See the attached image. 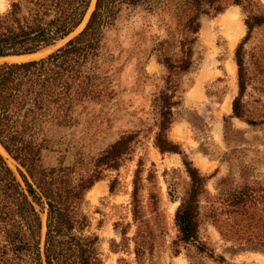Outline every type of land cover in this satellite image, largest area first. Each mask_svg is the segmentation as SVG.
I'll return each instance as SVG.
<instances>
[{
  "label": "trees",
  "instance_id": "1",
  "mask_svg": "<svg viewBox=\"0 0 264 264\" xmlns=\"http://www.w3.org/2000/svg\"><path fill=\"white\" fill-rule=\"evenodd\" d=\"M230 1L246 13V34L235 49L238 93L231 116L261 124L264 118H248L242 100L247 81L242 50L252 31L264 25V9L257 0ZM91 4L92 0H11L8 9L0 12V58L37 53L85 21L80 31L44 56L0 63V145L15 161L21 179L0 152V264H104L100 237L91 230L83 207L85 194L106 170L119 169L131 155L137 132L123 133L97 155L81 156L72 164L59 161L46 166L42 151L49 147L53 129L79 123L78 115L89 106L114 98L115 55L107 44V31L123 7L137 6L148 12H170L174 19V24H166V37L156 39L151 49L167 71L164 87L153 99V143L160 153H179L189 178L181 196L175 195L174 186L169 190L178 200L173 253L184 246L190 258L194 252L219 264H232L201 238L204 218L232 242V253H264V180L249 178L250 167L229 153L228 171L211 195L206 188L208 176L168 136L174 108L180 103L181 75L194 65L200 19L222 12L224 0H94L90 9ZM146 180L151 185L144 199L139 162L130 193L135 230L128 236L132 223L116 221L113 229L120 239L109 241L113 252L129 250L132 242L136 264H150L164 227L159 191L151 174ZM117 182L110 180L111 193ZM195 260L193 264L202 262L199 257Z\"/></svg>",
  "mask_w": 264,
  "mask_h": 264
},
{
  "label": "rangeland",
  "instance_id": "2",
  "mask_svg": "<svg viewBox=\"0 0 264 264\" xmlns=\"http://www.w3.org/2000/svg\"><path fill=\"white\" fill-rule=\"evenodd\" d=\"M93 1V0H92ZM264 9V0H257ZM11 0H0V12L8 9ZM222 12L202 16L201 26L194 46L193 68L181 75L180 103L174 108V121L168 136L178 143L188 158L208 176L206 188L216 193L215 183L226 175L229 153L250 167L249 178L264 180V123L251 125L232 115V100L238 93L235 49L246 34V13L241 6L224 0ZM85 23V21H84ZM174 24L170 12H148L137 7H123L120 15L107 31V44L115 55L113 86L115 96L107 102L93 104L78 115L79 123L70 127H57L50 132L49 147L42 151L44 165L63 161L72 164L79 157L97 155L103 148L127 132H137L134 151L117 170H106L102 179L85 194L84 210L91 219V230L100 237V251L104 264H136L129 250L113 252L109 241L120 239L113 229L116 221L132 223L130 193L134 172L139 162L145 184V199L151 183V174L161 197L164 213L163 233L158 235L150 264H219L204 255L180 246L174 254L171 247L177 229L173 216L178 200L169 190L174 186L175 195L181 196L188 183V176L179 153H160L153 143L156 119L153 99L164 87L165 67L151 52L156 39L166 37V24ZM83 25L70 37L74 36ZM60 40L31 57L0 59L11 61L39 58L63 45ZM243 58L247 81L242 100L246 114L252 120L264 118V25L255 28L243 45ZM6 162L21 181L16 163L6 152L0 151ZM231 156V154H230ZM116 178L114 193L109 191L110 180ZM97 189V190H96ZM96 191V192H95ZM202 204L206 201L202 199ZM44 217V215H43ZM135 230L132 223L128 231ZM201 238L216 254H221L232 264H264V253L245 251L232 253V242L225 240L211 221L204 218L200 226ZM200 260V259H199Z\"/></svg>",
  "mask_w": 264,
  "mask_h": 264
},
{
  "label": "bare ground",
  "instance_id": "3",
  "mask_svg": "<svg viewBox=\"0 0 264 264\" xmlns=\"http://www.w3.org/2000/svg\"><path fill=\"white\" fill-rule=\"evenodd\" d=\"M94 1V0H93ZM93 1H92V4H93ZM92 4H91V7H90V9L92 8ZM84 24V21H83V23L81 24V25H83ZM81 25L79 26V27H81ZM79 27L76 29V31L79 29ZM75 31V32H76ZM73 33H71L69 36H71ZM69 36H67L66 38H64V39H67V38H69ZM63 39V40H64ZM43 50H47V49H43ZM43 50H41V51H43ZM41 51H39V52H41ZM39 52H37V53H39ZM37 53H33V54H27V55H24V56H21V55H19V56H13V57H10V56H8V57H3V58H0V59H5V58H20V57H31V56H34V55H36ZM33 58H36V57H33ZM28 59H31V58H28ZM28 59H26V60H28ZM4 61V60H3ZM8 61H11V60H8ZM20 61H23V60H20ZM0 151H4V152H6L4 149H3V147L0 145ZM2 154V153H1ZM3 155V154H2ZM9 155V154H8ZM4 156V155H3ZM5 157V156H4ZM97 190V189H96ZM96 192V191H95Z\"/></svg>",
  "mask_w": 264,
  "mask_h": 264
},
{
  "label": "water",
  "instance_id": "4",
  "mask_svg": "<svg viewBox=\"0 0 264 264\" xmlns=\"http://www.w3.org/2000/svg\"><path fill=\"white\" fill-rule=\"evenodd\" d=\"M83 26H84V24H83ZM80 30H81V29H80ZM80 30H79V31H80ZM70 38H71V37H70ZM70 38H69V39H70ZM66 41H67V40H66ZM59 47H60V46H59ZM57 48H58V47H57ZM55 49H56V48H55ZM31 59H35V58H31ZM28 60H30V59H28ZM4 61H8V60H4ZM23 61H26V60H23ZM2 62H3V61H2ZM0 63H1V62H0Z\"/></svg>",
  "mask_w": 264,
  "mask_h": 264
}]
</instances>
